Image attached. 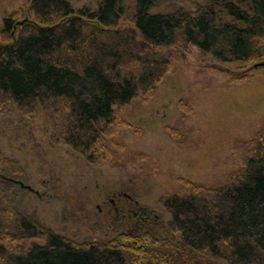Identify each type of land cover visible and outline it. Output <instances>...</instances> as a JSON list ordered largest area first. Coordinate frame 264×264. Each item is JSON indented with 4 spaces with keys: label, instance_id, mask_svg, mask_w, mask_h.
<instances>
[{
    "label": "trees",
    "instance_id": "trees-1",
    "mask_svg": "<svg viewBox=\"0 0 264 264\" xmlns=\"http://www.w3.org/2000/svg\"><path fill=\"white\" fill-rule=\"evenodd\" d=\"M158 2L30 0L32 21L3 18L0 35L20 26L0 43V118L10 107L26 118L42 112L52 141L87 161L135 160L117 139L130 127L122 109L153 94L181 55L173 46L223 62L264 60V0L152 11ZM122 17L134 27H118ZM232 153L237 165L224 181L182 178L158 199L165 221L134 205L125 228L103 242L70 239L22 212L19 171L0 154V264H264V119Z\"/></svg>",
    "mask_w": 264,
    "mask_h": 264
},
{
    "label": "rangeland",
    "instance_id": "rangeland-1",
    "mask_svg": "<svg viewBox=\"0 0 264 264\" xmlns=\"http://www.w3.org/2000/svg\"><path fill=\"white\" fill-rule=\"evenodd\" d=\"M70 1L81 7L95 0ZM206 3L159 0L152 11L196 10ZM29 4L0 0V26L12 13L19 23L32 21ZM19 23L13 35H0V43L12 41ZM117 26L134 27V22L122 17ZM172 49L181 55L153 94L122 109L130 127L117 139L137 153L135 160L91 163L68 144L52 141L42 112L26 118L8 109L0 118V154L19 171L13 178L32 188L17 184L22 212L70 239L103 242L125 228L135 206L165 221L158 199L182 178L206 184L225 180L237 165L233 143L252 137L264 119V67L215 60L192 45ZM160 233L164 243L168 234Z\"/></svg>",
    "mask_w": 264,
    "mask_h": 264
},
{
    "label": "water",
    "instance_id": "water-1",
    "mask_svg": "<svg viewBox=\"0 0 264 264\" xmlns=\"http://www.w3.org/2000/svg\"><path fill=\"white\" fill-rule=\"evenodd\" d=\"M261 67H264V60L255 62L253 64V68H261ZM14 180L17 181L22 187H27V188L32 190V188L30 186L25 185L22 181L17 180V179H14Z\"/></svg>",
    "mask_w": 264,
    "mask_h": 264
}]
</instances>
